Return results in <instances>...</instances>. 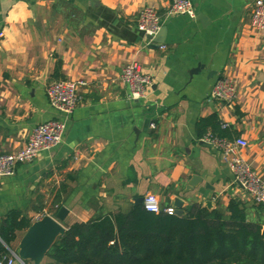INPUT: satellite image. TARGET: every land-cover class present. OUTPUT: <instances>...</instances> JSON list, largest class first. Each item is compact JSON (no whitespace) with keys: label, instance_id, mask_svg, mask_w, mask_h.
Segmentation results:
<instances>
[{"label":"crops","instance_id":"1","mask_svg":"<svg viewBox=\"0 0 264 264\" xmlns=\"http://www.w3.org/2000/svg\"><path fill=\"white\" fill-rule=\"evenodd\" d=\"M191 2L194 18L166 15L168 0H0V152L22 148L39 123H64L59 145L0 178V218L11 209L32 222L54 215V191L65 183V228L125 213L146 194L162 208L176 197L183 207L209 198L222 209L233 199L248 220L264 223V207L234 182L220 153L195 129L199 118L216 114L227 139L247 141L241 154L264 177V30L250 27L254 0ZM17 5L26 6L24 15ZM145 7L165 27L158 48L137 30ZM131 61L151 80L140 99L128 97L121 79ZM221 77L235 82L231 103L208 99ZM59 79L85 82L68 117L45 93ZM194 176L200 182L184 192Z\"/></svg>","mask_w":264,"mask_h":264},{"label":"trees","instance_id":"2","mask_svg":"<svg viewBox=\"0 0 264 264\" xmlns=\"http://www.w3.org/2000/svg\"><path fill=\"white\" fill-rule=\"evenodd\" d=\"M195 129L199 137L208 130L228 136L216 114L199 118ZM67 189L61 183L54 191L49 212L62 206ZM183 211L155 213L133 205L125 213L75 221L50 247L44 264H264V223L248 220L241 202L208 209L194 201ZM31 223L19 209L0 218V259L17 250L19 235Z\"/></svg>","mask_w":264,"mask_h":264},{"label":"built area","instance_id":"3","mask_svg":"<svg viewBox=\"0 0 264 264\" xmlns=\"http://www.w3.org/2000/svg\"><path fill=\"white\" fill-rule=\"evenodd\" d=\"M166 15H187L195 17V11L191 0H168ZM160 17L153 7L142 9L137 18V30L144 35L154 36L160 27ZM250 27L254 31L264 30V0H254L251 10ZM123 83L128 87L130 99L144 97L146 88L150 85L149 75L142 72L141 66L136 61L127 63L121 73ZM85 84L82 80H54L45 88L49 105L59 114L68 117L77 106L80 95L79 87ZM235 82L229 77L219 78L211 88L208 99L231 103L235 98ZM222 124V127H225ZM150 127L155 128V123L150 122ZM64 123L60 118H54L37 124L30 132L25 145L17 151L0 152V178L12 176L16 166L33 160L39 152L49 150L60 144L63 138ZM202 140L220 153L222 161L232 173L233 180L248 194L255 204H264V177L253 170L250 164L243 158L241 149L247 146V141L241 137L233 140L226 137H217L210 131L202 137ZM142 206L150 212L158 213L161 210L173 214V206L161 207L159 199L154 194H146L143 197ZM0 264H24L16 252L0 259Z\"/></svg>","mask_w":264,"mask_h":264},{"label":"water","instance_id":"4","mask_svg":"<svg viewBox=\"0 0 264 264\" xmlns=\"http://www.w3.org/2000/svg\"><path fill=\"white\" fill-rule=\"evenodd\" d=\"M165 27L162 26L154 36L147 35L146 38L150 40V45L153 48L160 47L164 42ZM200 182V178L194 176L188 181L184 192L191 191ZM208 187V185H207ZM212 190V187L209 186ZM209 194L208 197H210ZM143 197H136L134 199L135 205H142ZM204 206L208 209L212 208V202L208 198ZM264 207V204H262ZM174 213L176 215L183 214V200L180 197H176L173 201ZM68 214V209L65 206H61L55 212L54 215L46 214L43 217L33 221L31 225L24 231L19 239L17 250L15 251L18 258L26 264V261H32L33 264H40L43 257L56 241L58 236L62 235L66 228L62 225V221Z\"/></svg>","mask_w":264,"mask_h":264},{"label":"clouds","instance_id":"5","mask_svg":"<svg viewBox=\"0 0 264 264\" xmlns=\"http://www.w3.org/2000/svg\"><path fill=\"white\" fill-rule=\"evenodd\" d=\"M17 7L21 10V15H24L23 9L26 7L25 5H17ZM10 20L15 19V17H9ZM11 38V37H10Z\"/></svg>","mask_w":264,"mask_h":264},{"label":"rangeland","instance_id":"6","mask_svg":"<svg viewBox=\"0 0 264 264\" xmlns=\"http://www.w3.org/2000/svg\"><path fill=\"white\" fill-rule=\"evenodd\" d=\"M161 205V204H160Z\"/></svg>","mask_w":264,"mask_h":264}]
</instances>
